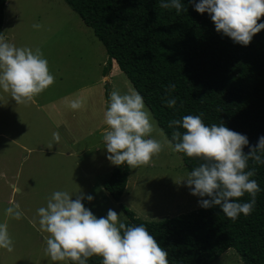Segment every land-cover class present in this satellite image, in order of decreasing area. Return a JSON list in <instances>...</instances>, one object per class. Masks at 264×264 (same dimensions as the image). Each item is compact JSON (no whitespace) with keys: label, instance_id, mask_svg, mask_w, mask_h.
<instances>
[{"label":"rangeland","instance_id":"1","mask_svg":"<svg viewBox=\"0 0 264 264\" xmlns=\"http://www.w3.org/2000/svg\"><path fill=\"white\" fill-rule=\"evenodd\" d=\"M35 24L42 27L34 28ZM2 35L17 47L40 48L55 83L26 105L16 104L0 89V223L7 224L13 241L12 252L0 248V264H69L47 255L49 234L38 224L37 210L46 207L57 190L69 192L72 199L83 194L82 203L97 218H106L112 209L121 222L127 217L119 203L133 212L148 211L146 218L137 216L144 220L200 208L202 198L180 182L189 175L181 155L167 144L149 165L129 167L128 192L119 203L105 191L100 180L109 178L116 167L107 159L102 138L107 128L105 90L110 95L113 90L127 94L135 89L114 59L103 76L105 46L64 0H7ZM74 99L83 101L81 109L69 107ZM145 108L155 125L152 138L169 140L146 104ZM54 132L60 133L59 143ZM15 204L23 212L19 220L5 213ZM212 264L244 263L230 248Z\"/></svg>","mask_w":264,"mask_h":264},{"label":"trees","instance_id":"2","mask_svg":"<svg viewBox=\"0 0 264 264\" xmlns=\"http://www.w3.org/2000/svg\"><path fill=\"white\" fill-rule=\"evenodd\" d=\"M6 1L0 0V35ZM64 1L105 46L108 61L103 76L114 59L169 140L174 131L169 127L171 120L201 113L207 126L223 123L245 135L250 145L264 136V29L247 46L235 43L215 30L208 13L195 11L199 0H181L186 11L179 14L162 9L160 0ZM258 23H264V16ZM171 84H175L170 93L177 98L175 108L165 104ZM105 94L109 101L108 89ZM179 154L189 173L203 163ZM253 167L256 174L251 179L257 181L260 192L252 213L241 214L235 221L219 206L160 220L137 217L119 203L130 174L126 163L113 169L104 188L126 215L123 223L144 225L167 251L169 264H212L230 248L244 264H264V164L250 160L249 169ZM249 200L245 194L238 202ZM87 264H102V258L93 256Z\"/></svg>","mask_w":264,"mask_h":264},{"label":"clouds","instance_id":"3","mask_svg":"<svg viewBox=\"0 0 264 264\" xmlns=\"http://www.w3.org/2000/svg\"><path fill=\"white\" fill-rule=\"evenodd\" d=\"M160 7L175 9L177 14L186 11L181 0H160ZM194 9L200 14L208 13L218 33L244 46L264 29V23H258L264 16V0H199ZM54 83L55 77L40 48L17 47L0 35V89L10 93L16 104L33 102ZM173 91L175 84L169 85L165 92L168 108L177 105V98L170 96ZM69 107L79 110L83 101L71 100ZM202 115L171 120L169 127L174 128L171 140L162 143L152 138L155 125L143 97L135 90L127 94L113 90L104 112L107 128L102 133L109 154L107 159L113 165L126 163L133 169L147 166L165 144L174 152L200 158L203 163L180 182L189 188L191 195L202 198L198 201L200 207L219 206L227 218L235 221L241 214L248 216L254 210L260 187L251 179L256 169H249V161L264 164V136L250 145L245 135L230 130L223 123L207 126ZM179 128L185 130L183 134ZM53 139L59 143L60 133L54 132ZM245 147H248L247 153ZM245 194L250 200L238 202ZM72 196L67 191L57 190L46 207L37 210L39 229L49 234L45 251L52 261L87 264L91 257L98 256L102 264H169L167 251L144 225L126 226L112 209L108 210L106 218H97L82 203L83 194L76 195L75 199ZM86 199L92 201L93 196L88 195ZM5 213L17 220L23 217L18 204L6 208ZM33 226H36L35 220ZM0 248L13 251L6 223H0Z\"/></svg>","mask_w":264,"mask_h":264},{"label":"crops","instance_id":"4","mask_svg":"<svg viewBox=\"0 0 264 264\" xmlns=\"http://www.w3.org/2000/svg\"><path fill=\"white\" fill-rule=\"evenodd\" d=\"M106 78V77H105ZM129 177H130V174H129V176H128V180H129ZM108 178L107 177H105V179L102 177L101 178V180H100V182H103V187H104V183L106 182V180H107ZM128 180H127V183H126V188H125V192H124V194L122 195V197H121V199H120V201L123 199V197L127 194V190H128V186H127V184H128ZM105 189V188H104ZM105 191H106V189H105ZM175 204H177V201L175 202ZM173 210H176V207H174V209ZM169 212V211H168ZM134 214L136 215V216H141V217H143V218H146L147 217V215H148V211L147 212H141L140 210H134ZM144 220V219H143Z\"/></svg>","mask_w":264,"mask_h":264}]
</instances>
